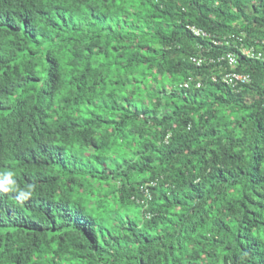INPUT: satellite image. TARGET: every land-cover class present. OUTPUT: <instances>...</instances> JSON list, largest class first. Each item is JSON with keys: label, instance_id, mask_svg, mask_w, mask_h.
Masks as SVG:
<instances>
[{"label": "trees", "instance_id": "16d2710c", "mask_svg": "<svg viewBox=\"0 0 264 264\" xmlns=\"http://www.w3.org/2000/svg\"><path fill=\"white\" fill-rule=\"evenodd\" d=\"M243 46L264 0H0V264H264Z\"/></svg>", "mask_w": 264, "mask_h": 264}, {"label": "built area", "instance_id": "2783aa9c", "mask_svg": "<svg viewBox=\"0 0 264 264\" xmlns=\"http://www.w3.org/2000/svg\"><path fill=\"white\" fill-rule=\"evenodd\" d=\"M189 27L192 30V32L196 35L206 34L205 31H203L202 29L194 25H190ZM242 52L249 57L264 59V53L262 51H257L254 46H243ZM193 59L197 62V64H201V62L203 61V58L194 57ZM209 59L212 62H220L223 60H228L229 64L232 66H235V64L237 63V56H236V53L234 52H228L226 54L219 55L217 57H210ZM213 79L217 80V76H213ZM221 79L227 84L235 87L239 83L250 81L251 77L249 73H246V72L243 73V72H237V71L231 70V71H227L223 73ZM200 84L201 83L198 82L197 85L200 86ZM183 85L188 86L189 80L184 82Z\"/></svg>", "mask_w": 264, "mask_h": 264}, {"label": "clouds", "instance_id": "9594fccd", "mask_svg": "<svg viewBox=\"0 0 264 264\" xmlns=\"http://www.w3.org/2000/svg\"><path fill=\"white\" fill-rule=\"evenodd\" d=\"M184 84V83H183ZM10 183V182H9ZM7 191V189H5ZM22 195H30V193H22Z\"/></svg>", "mask_w": 264, "mask_h": 264}]
</instances>
